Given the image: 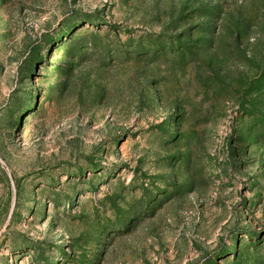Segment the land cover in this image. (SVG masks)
Masks as SVG:
<instances>
[{
  "label": "rangeland",
  "instance_id": "1",
  "mask_svg": "<svg viewBox=\"0 0 264 264\" xmlns=\"http://www.w3.org/2000/svg\"><path fill=\"white\" fill-rule=\"evenodd\" d=\"M0 264H264V0H0Z\"/></svg>",
  "mask_w": 264,
  "mask_h": 264
}]
</instances>
